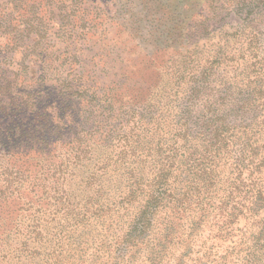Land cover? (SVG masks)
<instances>
[{
	"label": "rangeland",
	"instance_id": "obj_1",
	"mask_svg": "<svg viewBox=\"0 0 264 264\" xmlns=\"http://www.w3.org/2000/svg\"><path fill=\"white\" fill-rule=\"evenodd\" d=\"M216 55L221 63L207 66ZM207 68L200 108L221 95L230 124L242 129L254 121L256 143L248 150L257 153L255 160L239 136L221 163L222 180L202 201L192 197V210L164 207L134 244L119 240L136 207L82 227L70 239L81 255L71 254L73 264H264V0H0V88H6L0 90V135L6 140L20 133L14 115L28 127L48 122L44 110L60 132L72 123L93 131L96 120L97 135L105 136L111 122L122 121L130 95L146 99L160 86H175L179 70H185L181 89L188 91L191 78ZM247 100L249 112L237 113ZM8 148L2 140L0 169L14 174ZM14 165L26 168L19 160ZM29 173L22 201L32 199L27 193L35 176ZM177 177L171 183L179 190ZM105 198H113L110 190Z\"/></svg>",
	"mask_w": 264,
	"mask_h": 264
},
{
	"label": "trees",
	"instance_id": "obj_2",
	"mask_svg": "<svg viewBox=\"0 0 264 264\" xmlns=\"http://www.w3.org/2000/svg\"><path fill=\"white\" fill-rule=\"evenodd\" d=\"M220 56L207 66L221 63ZM208 71L201 72L200 78L192 77L188 91L181 89L185 70H179L175 86H160L146 99L145 93L130 95L128 111L125 113V104L119 108L125 113L122 121L111 122L114 125L105 136L97 135L101 127L96 120L93 131L72 123L60 132L47 110L43 115L48 122L36 120L28 127L19 124L23 121L17 120L19 113L14 115L18 136L6 140L0 135V142H7L4 154L16 174L14 178L8 167L0 169V264H73L71 254L81 258L80 252L71 248L74 233L134 207L136 215L126 228L124 241H119L141 242L164 207L171 213L192 210V197L202 201L214 190L223 177L220 169L225 154L239 136L246 140L245 150L252 163L257 156L248 150L256 143L254 121L242 129V125L230 124L221 95L203 102L200 108ZM156 97L159 99L152 102ZM250 100L237 108V113L246 115ZM173 110L175 116H171ZM58 149L61 153L55 154ZM18 160L26 167L24 171L14 165ZM94 162L97 169L92 168ZM29 172L35 176L27 193L32 199L22 201L21 187L31 177ZM175 177L183 180H175L183 183L179 190L171 183ZM108 190L113 198L122 196V200L106 199ZM107 200L112 206L102 204ZM19 203L20 209L16 207ZM21 211L25 213L23 222H19Z\"/></svg>",
	"mask_w": 264,
	"mask_h": 264
}]
</instances>
